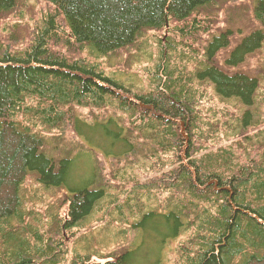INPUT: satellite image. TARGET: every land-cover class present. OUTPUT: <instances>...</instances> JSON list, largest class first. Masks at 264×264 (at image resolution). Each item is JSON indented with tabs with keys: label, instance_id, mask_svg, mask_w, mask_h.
I'll return each instance as SVG.
<instances>
[{
	"label": "trees",
	"instance_id": "obj_1",
	"mask_svg": "<svg viewBox=\"0 0 264 264\" xmlns=\"http://www.w3.org/2000/svg\"><path fill=\"white\" fill-rule=\"evenodd\" d=\"M261 51L264 0H0V264H148L72 244L135 206L181 264H264Z\"/></svg>",
	"mask_w": 264,
	"mask_h": 264
},
{
	"label": "rangeland",
	"instance_id": "obj_2",
	"mask_svg": "<svg viewBox=\"0 0 264 264\" xmlns=\"http://www.w3.org/2000/svg\"><path fill=\"white\" fill-rule=\"evenodd\" d=\"M30 3L32 4L31 1ZM222 17H225V14H223ZM38 18H39L38 23L39 25H41L43 20L42 19L40 20V15L38 16ZM222 27L224 26L222 25ZM62 49L65 55H69L70 57H76L79 55V54L70 53L65 47H63ZM156 49L157 47L156 45H154V51ZM260 53L261 54L263 53L264 55V51H261ZM131 62H134V60L130 61L129 59L128 63L130 64ZM148 65H149L148 63H142V64L137 63L135 64V67L132 73H134V71L137 69V71L141 75L143 69ZM210 90H211L210 95L213 99L212 102L218 107V109L229 111V113L230 111L231 113L234 111L231 105L233 104L232 102L221 99L219 95L216 94L211 88ZM262 115L264 118V104L262 105ZM259 131H260V128H259ZM231 142L232 141L224 142V143L229 144ZM84 159L88 161L76 162L72 169L71 174L74 178H80L84 181H87L88 176L90 172L92 171V164H91L92 156L86 155ZM140 172H142V170L134 169L133 171H131V173L127 172L126 177L130 179L133 173H140ZM140 175L142 176V178H145V175L143 174H140ZM131 185H133V182L130 183L126 189L127 190L130 189ZM37 187H39V184L34 186V188H37ZM57 193H58V197L63 195L62 190L58 191ZM50 194H54L57 197L56 193L54 192H50ZM109 200L110 199L107 198V201ZM35 206L37 208L46 209L45 208L46 203L43 205L37 204ZM104 208L105 206L102 208V210H104ZM132 209L124 211L123 213L125 217L120 219V221L116 219L115 217L114 219L111 217H108L110 214L108 213L106 215L107 218L105 222H101V223H97L93 225L91 228L86 230L87 234H85L84 236L82 237L77 236L72 242V244H74L73 247L78 249V253H82L83 255H88V256L89 255L91 256L94 252L99 253L100 255H110L111 253H117V251L119 250L123 251L128 247H134L133 249L136 250L135 257L138 263H148L149 264L154 259V260H158L157 264H181L180 260H178L179 256L176 253V247H175L177 245L176 239L165 237L164 236V226L160 222H156L154 220L148 221L145 226H134L132 222L136 219L138 214L133 213L134 211ZM102 210L99 213H101ZM115 213H116L115 215L119 214V212H115ZM94 215L95 213L93 215H89V217L83 222L85 226L90 223V220ZM119 218H120V214H119ZM108 223H110L109 226H107ZM101 226H107L105 233L103 234H101L99 231ZM95 229H98L100 233V237H99L100 244H97V243L94 244L93 236L95 234L94 233ZM123 229H127L125 231L126 235H122L120 233V231ZM113 230H116L118 233L117 234L111 233ZM89 234H91V238L89 237ZM72 238H74L73 235L71 234L68 235L66 233V239L70 240ZM171 243L173 244L172 246H171ZM164 245H167V246L164 247ZM97 258L98 257L96 256L92 262L98 261ZM101 261L103 262V260Z\"/></svg>",
	"mask_w": 264,
	"mask_h": 264
},
{
	"label": "bare ground",
	"instance_id": "obj_3",
	"mask_svg": "<svg viewBox=\"0 0 264 264\" xmlns=\"http://www.w3.org/2000/svg\"><path fill=\"white\" fill-rule=\"evenodd\" d=\"M52 6H53V5H52ZM166 34H167V32H166ZM163 59H164L165 62H166L167 59H165V56L163 57ZM175 64L178 65L180 68H182L181 65H180V63L178 64L177 62H170V64H169L168 66H169V67H173V66H175ZM166 66H167V64H166ZM166 66H165V67H166Z\"/></svg>",
	"mask_w": 264,
	"mask_h": 264
}]
</instances>
